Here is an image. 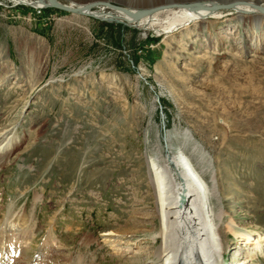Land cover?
Segmentation results:
<instances>
[{
	"label": "rangeland",
	"instance_id": "374dc122",
	"mask_svg": "<svg viewBox=\"0 0 264 264\" xmlns=\"http://www.w3.org/2000/svg\"><path fill=\"white\" fill-rule=\"evenodd\" d=\"M216 14L169 29L0 4L1 262L157 264L148 160L168 149L215 173L223 227L264 235V20ZM225 231L224 264H238L252 250Z\"/></svg>",
	"mask_w": 264,
	"mask_h": 264
},
{
	"label": "bare ground",
	"instance_id": "6f19581e",
	"mask_svg": "<svg viewBox=\"0 0 264 264\" xmlns=\"http://www.w3.org/2000/svg\"><path fill=\"white\" fill-rule=\"evenodd\" d=\"M3 1L0 0V4ZM15 1H18L20 4H27L39 8L54 7L50 0ZM168 1L189 2L194 0H157L149 5ZM203 1L207 5H210L220 0ZM248 1L251 4L260 3L264 6L262 3L264 0ZM72 6L75 5L73 4ZM230 9H233L238 15L249 13L254 14L256 17H262L260 20H264V12L252 6L236 5ZM216 13L217 11H209L196 7L166 8L139 20L134 19L129 13L113 9L110 12L91 9L84 10V13L78 14L88 16L96 15L109 21L124 22L134 20L139 21L138 23L149 21L153 18L160 19L159 17H164V21L168 23V28L172 29L184 27L190 22L206 20L209 16L217 17ZM124 23L129 24L128 22ZM185 135L193 152L205 163L204 165L211 167L208 155L204 152L201 145L195 143L193 135L189 132H186ZM9 147V142H0V156H3V154L9 151ZM148 176L156 199L155 213L161 217V228L159 231L161 244L155 252L157 264H224L225 229L239 235L245 244L249 245V249L252 250L249 254L250 256H247V258L244 257L238 264H250L255 258V255H259L260 253L264 255V235L262 233L258 231H240L233 220L226 223L225 227H223V223L220 221L226 214V211L222 207L216 209L214 205L215 198L218 197V181L215 173L212 172L209 181L205 180L190 157L182 150L172 152L168 149L164 154L158 153L155 157H151L148 160ZM182 197L184 198L183 201L181 200ZM19 218H21L20 215H16L13 219L11 218L5 227L7 228L9 222L13 223L12 228L16 227L14 226L13 220H18ZM127 235H130V233ZM121 237L110 236L109 241L115 243ZM133 239L127 238L126 240L131 241ZM251 246L252 248H250ZM22 250L24 252L28 248H22ZM5 263L6 258L4 257ZM9 263L21 264L23 261L13 260V262L9 261Z\"/></svg>",
	"mask_w": 264,
	"mask_h": 264
},
{
	"label": "water",
	"instance_id": "95a60500",
	"mask_svg": "<svg viewBox=\"0 0 264 264\" xmlns=\"http://www.w3.org/2000/svg\"><path fill=\"white\" fill-rule=\"evenodd\" d=\"M54 8L68 11L72 13H84V10H91L99 7L110 8L113 10H120L126 13H129L134 19L139 20L143 17L155 13L159 10L166 8H184V7H196L199 9H207L209 11H218V10H227L235 7L236 5H246L255 7L264 12V6L260 3H249L248 0H220L215 4L207 5L203 0H194V1H168L152 5H134L131 3L124 2L122 0H91L83 3H79L76 0H70V3H64L61 0H50ZM75 6H72V5ZM92 15V14H91ZM93 17L100 18L96 15ZM103 19V18H101ZM107 20V19H105ZM257 21V20H256ZM260 21V20H259ZM257 21V23L259 22ZM123 24L122 21H117ZM183 201L184 198L182 197Z\"/></svg>",
	"mask_w": 264,
	"mask_h": 264
}]
</instances>
